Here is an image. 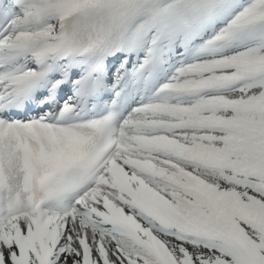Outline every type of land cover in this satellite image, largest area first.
<instances>
[{"label": "snow or ice", "instance_id": "6c2138e0", "mask_svg": "<svg viewBox=\"0 0 264 264\" xmlns=\"http://www.w3.org/2000/svg\"><path fill=\"white\" fill-rule=\"evenodd\" d=\"M0 264H264V0H0Z\"/></svg>", "mask_w": 264, "mask_h": 264}]
</instances>
